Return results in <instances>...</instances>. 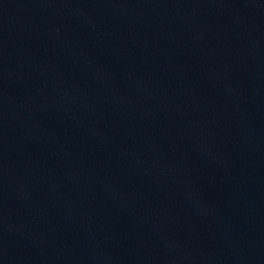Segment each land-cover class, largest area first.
Returning a JSON list of instances; mask_svg holds the SVG:
<instances>
[{"label": "water", "instance_id": "water-1", "mask_svg": "<svg viewBox=\"0 0 264 264\" xmlns=\"http://www.w3.org/2000/svg\"><path fill=\"white\" fill-rule=\"evenodd\" d=\"M0 264H264V0H0Z\"/></svg>", "mask_w": 264, "mask_h": 264}]
</instances>
